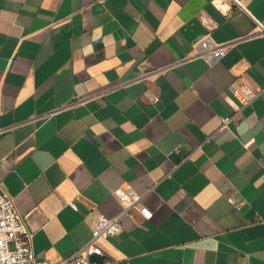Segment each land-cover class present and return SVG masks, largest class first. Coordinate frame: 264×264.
Returning a JSON list of instances; mask_svg holds the SVG:
<instances>
[{
	"label": "crops",
	"instance_id": "1",
	"mask_svg": "<svg viewBox=\"0 0 264 264\" xmlns=\"http://www.w3.org/2000/svg\"><path fill=\"white\" fill-rule=\"evenodd\" d=\"M224 1L0 0V182L37 260L126 182L152 216L93 264H264V0ZM205 33L228 44L212 65L188 57Z\"/></svg>",
	"mask_w": 264,
	"mask_h": 264
},
{
	"label": "built area",
	"instance_id": "2",
	"mask_svg": "<svg viewBox=\"0 0 264 264\" xmlns=\"http://www.w3.org/2000/svg\"><path fill=\"white\" fill-rule=\"evenodd\" d=\"M212 3L220 9L225 6L224 0H212ZM227 46V43L215 42L209 33H205L193 41L188 57H199L212 65L224 56ZM244 92L246 97L240 99L243 104L249 103L260 93L249 87H245ZM228 120V117L222 120V128L226 127ZM112 194L120 205L119 212L112 216L98 213L90 228L88 240L74 254L57 261L37 260L32 249V232L18 211L14 198L5 192L0 182V264H93L90 257L102 254L98 241L118 234L121 218L130 209H137L147 219L152 216L151 210L142 204V195L128 183L123 182L117 186ZM228 201L233 203L232 198ZM69 205L77 210L73 202H69Z\"/></svg>",
	"mask_w": 264,
	"mask_h": 264
}]
</instances>
